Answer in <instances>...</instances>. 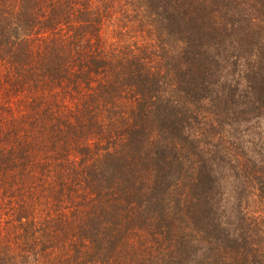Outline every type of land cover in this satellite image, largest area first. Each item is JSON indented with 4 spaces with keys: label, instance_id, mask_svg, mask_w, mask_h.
Listing matches in <instances>:
<instances>
[{
    "label": "trees",
    "instance_id": "1",
    "mask_svg": "<svg viewBox=\"0 0 264 264\" xmlns=\"http://www.w3.org/2000/svg\"><path fill=\"white\" fill-rule=\"evenodd\" d=\"M260 121L264 0H0V264H264Z\"/></svg>",
    "mask_w": 264,
    "mask_h": 264
},
{
    "label": "rangeland",
    "instance_id": "2",
    "mask_svg": "<svg viewBox=\"0 0 264 264\" xmlns=\"http://www.w3.org/2000/svg\"><path fill=\"white\" fill-rule=\"evenodd\" d=\"M240 133L241 140L245 143V145L253 150L252 156L258 160L260 163L264 161V122L260 121L258 123L241 126L235 132ZM217 163H215V169H217ZM244 163L247 165V159L244 158ZM219 167L223 172H227L228 174L233 171H227L229 167L226 165H221ZM231 168V167H230ZM232 169V168H231ZM249 174H251V170H249ZM252 178H249L250 180ZM247 180L248 183H252ZM230 181V180H228ZM231 182L226 185L229 192L225 193L226 196L220 200L221 204L225 205L226 208L224 212L226 214H232V212L237 213V216L228 217L224 215L222 217V223L229 222L230 224H236V220L240 219L244 221L245 227H241L242 231H246L248 235L253 236L256 235V240L264 239V190L261 189L259 184H251L244 190L235 191L233 194L235 199L232 200V191L234 185H231ZM249 241V240H248ZM251 242V241H249ZM264 243V240H263ZM228 250V249H227ZM233 252H235L233 250Z\"/></svg>",
    "mask_w": 264,
    "mask_h": 264
}]
</instances>
